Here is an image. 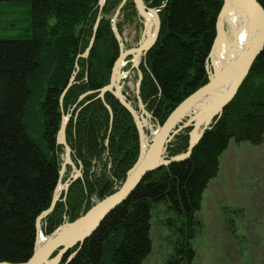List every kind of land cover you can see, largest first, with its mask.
Segmentation results:
<instances>
[{
  "label": "trees",
  "instance_id": "16d2710c",
  "mask_svg": "<svg viewBox=\"0 0 264 264\" xmlns=\"http://www.w3.org/2000/svg\"><path fill=\"white\" fill-rule=\"evenodd\" d=\"M9 1L30 5V23L15 36H0V261L21 262L33 253L37 217L53 202L61 176L64 148L57 137L64 114H71L67 141L83 176L60 194L42 222L45 234L79 218L95 197L110 195L136 162L141 140L135 119L113 92L99 96L120 56L110 16L123 0H106L103 7L100 0L0 3ZM223 1L145 0L162 8L159 36L140 64V95L157 123L208 82L207 60ZM121 11L132 21L134 0H127ZM255 11L264 26V0L257 1ZM117 24L122 34V21ZM9 27L18 29L16 24ZM94 35L93 47L82 56ZM254 60L237 94L191 156L146 174L131 196L60 264H146L154 249L159 208L171 246L165 264H192L197 255L193 241L203 230L198 213L205 189L220 172L221 156L231 141L264 143V44ZM191 130L175 135L170 155L188 150ZM222 214L239 263L264 264V215L228 204Z\"/></svg>",
  "mask_w": 264,
  "mask_h": 264
},
{
  "label": "water",
  "instance_id": "95a60500",
  "mask_svg": "<svg viewBox=\"0 0 264 264\" xmlns=\"http://www.w3.org/2000/svg\"><path fill=\"white\" fill-rule=\"evenodd\" d=\"M139 10L140 14L145 18V12H152L156 17V29L153 37L142 40L139 42L138 46L133 48L124 49L125 44L122 42V35L118 31V26L116 24V17L120 11L121 6L126 2L123 1L120 5L116 17L112 19V25L114 34H116L117 39L121 45V52L119 58L115 61L113 71L111 73V81L108 85H105L101 90V96L105 94L106 91H112L115 97L119 98L120 102L130 110L132 113L137 129H139L140 135V155L137 158L135 164L130 167L127 171V176L122 182L123 184L119 189L111 192L110 195L100 199L89 208L87 212L81 214L79 218L73 221H67L63 224L58 225L57 229L49 233L47 236L44 234L41 228V222L49 213L54 210V206L57 200L60 198L61 191L67 190L69 187V182L71 180L77 179L81 174V169H79L76 164H74L71 153V146L66 139V127L70 114H64L62 119V127L60 129V134L57 138V143L65 147L66 158L64 166L61 169V175L64 172L68 164H71L75 169V176L68 179L67 186L65 188L57 185L54 193V199L49 208L43 211L37 217V229L38 236L36 239L35 246L33 248V253L28 257L27 260L21 262H10V261H0V264H58L62 256L70 251L71 248L78 246L80 247L90 235L97 231L101 223L109 216V214L118 208L121 203L126 201L134 191V189L140 185L143 177L151 172V170L162 168V166L171 164L173 161H180L188 158L193 153L194 147L203 138L204 132L211 128L215 117L221 116L224 107L229 103L237 91L243 84L245 78L249 75L250 69L253 66L254 59L256 55L262 50L264 44V26L260 17H258L255 6L258 0H224L221 10L217 16L216 22V36L214 42L210 49L209 60L212 62V54L215 47L223 42L221 36V25L223 14L227 9L232 8L236 13H243L245 16H250L256 22L260 28V32L263 33V37H254L252 42L250 41L245 48L242 49V53L238 55L231 63L218 69L212 65H207V70L209 73V79L206 84L201 86V88L192 92L190 96L182 100L175 109H173L168 118L164 123L160 124L157 132L151 137V140L147 139L145 134L144 125V114H148L147 109L142 108V114L139 115L135 108L131 105L128 99L125 97L121 87V73L120 64L128 56H133L136 58L138 55H145L146 52L155 45L156 39L159 36V30L161 27V18L158 10L147 6L144 0H134ZM106 0H100V5L103 7ZM98 23H96L94 31H97ZM258 38V39H257ZM95 35L89 44L88 49L83 53L82 56H87L90 49L93 47V42ZM140 78L137 82V86L140 85L142 76L139 74ZM74 81V76L71 78L70 83L65 88H69ZM140 87V86H139ZM63 97V96H62ZM191 126L192 131L189 133L190 141L188 150L182 154L173 156L171 159H166L167 157V146L173 140L174 135L182 131V129ZM147 145V147H146ZM42 234V239L39 235ZM77 253L74 252L70 259ZM69 259V260H70Z\"/></svg>",
  "mask_w": 264,
  "mask_h": 264
},
{
  "label": "rangeland",
  "instance_id": "374dc122",
  "mask_svg": "<svg viewBox=\"0 0 264 264\" xmlns=\"http://www.w3.org/2000/svg\"><path fill=\"white\" fill-rule=\"evenodd\" d=\"M123 1L120 5H122ZM125 3L121 6L119 12L118 9L120 6L115 8L113 14L110 17L112 19L115 18L118 12L116 24L119 21H122V42L125 44L124 49H129L138 46L139 42L142 41L144 34L143 31L145 29V18L137 9V14L132 18V21H126L124 13L121 11ZM146 4L147 6L151 7L148 5V3ZM151 8L157 9L158 13H160L162 9L161 7ZM0 20V36H15L30 23V5L13 4L11 6H6V8L1 6ZM10 24H16L18 29H14L13 27L10 28ZM131 57L132 56L126 57L127 61H129ZM131 68V62H127L123 72L126 73V71H129ZM129 72L130 73H127L128 75L122 79L123 92L126 94V97H130L133 104L138 107L137 105L139 100L137 82L140 76H138V69L131 70ZM143 115L144 118L149 120L144 129L147 139L151 140L152 134L157 131L161 123L159 124L154 121L152 117L148 116V114L143 113ZM229 146L230 147L221 156V169L219 174L209 183L208 187L205 189L206 192L203 197L204 202L200 212L198 213V218L201 220V222H203V230L193 241L197 255L192 264H230L232 262L240 264L238 254L233 251L232 247L229 246L230 235L226 230L225 221H223L222 214V208L225 205L228 204L236 207L242 206L244 209H246V211L249 212L250 215H264V143L252 145L247 141H231ZM63 148L64 151L62 153V158L64 159L66 153L64 146ZM76 166L82 170L81 166H78L77 164ZM73 170L74 168L71 167L66 171L63 181L64 183L67 178L69 179L75 174H73ZM98 200L99 199L95 197L93 201L96 203ZM155 213L156 215L153 222L154 227L152 232L154 239V249L149 255L146 264H165L167 258L170 256L169 254L171 252V246L169 245L167 238L168 231L161 224V219L164 216V213L160 211V208ZM45 235L47 236L48 234ZM61 261L62 258L60 259V262ZM60 262L58 264H60Z\"/></svg>",
  "mask_w": 264,
  "mask_h": 264
},
{
  "label": "bare ground",
  "instance_id": "6f19581e",
  "mask_svg": "<svg viewBox=\"0 0 264 264\" xmlns=\"http://www.w3.org/2000/svg\"><path fill=\"white\" fill-rule=\"evenodd\" d=\"M147 14H145V29L143 31V38L142 40H146V39H149L151 37L154 36V32H155V29H156V17H155V14H153L152 12H145ZM222 25H221V36H222V40L223 42L220 43V45H218L217 47H215V49L213 50V54H212V62H213V66L212 67H216L218 69H221L222 67L228 65L229 63L232 62L233 59H235L236 57H238V55L240 53H242V49L245 48L247 46V44L252 40L254 39L253 36L255 37H263V33L260 32V28L258 27V25L256 24V22L253 20V18H251L249 15L248 16H245L243 13H236L232 8H229L227 9V11L225 12V14H223V17H222ZM257 38V39H258ZM211 52V51H210ZM210 55V54H209ZM143 56L144 55H137L136 58L135 57H131V59L129 61H127V59L125 58V60L122 61V63L120 64V73H121V87H122V79L125 78L128 74L127 73H130L129 71L131 70H136L138 69V76L139 74L141 73V76H142V79H143V72L141 70V63H142V60H143ZM127 62H131V66L132 68L129 70V71H126V73L123 72V69L125 67V65L127 64ZM208 64L212 65V62L209 60V56H208V60H207ZM207 64V65H208ZM71 79V78H70ZM142 79H141V82H142ZM71 81V80H70ZM74 82V81H73ZM141 82H140V87L137 86V91H138V107H136L131 98L130 97H126V94L123 92V94L125 95V97L128 99V101L131 103V105L133 106V108L136 109V111L138 112L139 115L142 114V108H141V104H143V107L145 108V103L143 101V98L141 97L140 95V91H141ZM70 83V82H69ZM68 83V84H69ZM73 84V83H72ZM109 84V83H108ZM106 84V85H108ZM68 86V85H67ZM66 86V87H67ZM70 87V86H69ZM105 87V86H104ZM122 91H123V87H122ZM67 91L64 89L63 91V94L62 96L65 95ZM89 92H86L84 93V95H80L79 97V101H81L84 96L86 94H88ZM100 97H104V95L101 96V90H100V94H99ZM119 99V98H118ZM120 101V100H119ZM122 104V103H121ZM107 107L108 109H110V111L112 112V109L110 107L109 104H107ZM123 105V104H122ZM124 106V105H123ZM125 107V106H124ZM126 108V107H125ZM147 109V107H146ZM129 110V109H128ZM130 111V110H129ZM148 111V109H147ZM131 113V112H130ZM148 113L152 114L150 111H148ZM70 114V113H69ZM132 114V113H131ZM133 116V115H132ZM153 115H151L150 117H152ZM168 118V117H167ZM134 119V117H133ZM136 122V121H135ZM149 120L148 119H144V125L148 124ZM165 122V121H164ZM163 122V123H164ZM68 125V124H67ZM61 127H62V124H61ZM60 127V129H61ZM67 128V127H66ZM60 129H59V133L58 135L60 134ZM66 132V130H65ZM157 132V131H156ZM155 132V133H156ZM153 133V132H152ZM152 134L151 137L154 136V134ZM66 139H67V132H66ZM174 139V138H173ZM68 142V141H67ZM70 144V143H69ZM171 143L168 144L167 146V149L169 147ZM147 147V145H146ZM141 151V150H140ZM179 154H182V153H178V154H172L170 155L169 154V149L167 150V157L166 159H171L173 156H176V155H179ZM140 155V154H139ZM139 157V156H138ZM65 158H66V155H65ZM65 158L62 160V167L64 166V162H65ZM189 158V157H188ZM187 159V158H185ZM137 160V159H136ZM135 160V161H136ZM184 160V159H183ZM183 160H180V161H183ZM173 162H176V161H173ZM135 164V163H134ZM133 164V165H134ZM172 164V163H171ZM132 165V166H133ZM170 165V164H168ZM168 165H165V166H168ZM68 166H71L73 167L71 164H68L66 166V168L63 170L64 172L62 173L61 175V171H60V179L58 181V184L57 185H60L61 187L65 188L67 186V182H68V178L67 180L65 181V183L63 182L64 181V177H65V173L67 171V168ZM131 166V167H132ZM164 167V166H162ZM62 169V168H61ZM130 169V168H129ZM128 169V170H129ZM159 169V168H157ZM127 170V171H128ZM155 170V169H154ZM153 171V170H151ZM75 173V169L73 170V174ZM128 173V172H127ZM150 173V172H149ZM81 174H82V170H81ZM148 174V173H147ZM75 176V174H74ZM83 176L80 175L78 176L77 178ZM127 176V174H126ZM125 176V178H126ZM145 177V176H144ZM143 177V178H144ZM71 179L73 178V176L70 177ZM69 178V179H70ZM125 178L123 180L120 181V185L118 187H116L115 190L119 189L120 186L123 184L122 182L125 180ZM77 180V179H75ZM143 180V179H142ZM141 180V181H142ZM74 180H71L69 182V187H70V184L73 182ZM141 184V183H140ZM68 187V188H69ZM114 190V191H115ZM135 190V189H134ZM113 191V192H114ZM55 193V192H54ZM54 196V195H53ZM108 196V195H107ZM106 197V196H105ZM102 199V198H101ZM100 201V200H98ZM111 214V213H110ZM106 219V218H105ZM65 223V222H64ZM63 224V223H62ZM36 229H37V224H36ZM38 229H37V236H38ZM37 236H36V239H37ZM39 238L42 239V234L39 235ZM35 239V240H36ZM36 243V241H35ZM35 246V244H34ZM33 251V250H32ZM78 252V250H76ZM74 251V252H76ZM69 252V251H68ZM67 252V253H68ZM73 252V253H74ZM72 253V254H73ZM66 254V253H65ZM64 254V255H65ZM70 254V256L72 255ZM63 255V256H64ZM76 255V254H75ZM74 255V256H75ZM70 256L68 258V260L70 259ZM73 256V257H74ZM63 258V257H62ZM70 261V260H69Z\"/></svg>",
  "mask_w": 264,
  "mask_h": 264
},
{
  "label": "crops",
  "instance_id": "0c3cea01",
  "mask_svg": "<svg viewBox=\"0 0 264 264\" xmlns=\"http://www.w3.org/2000/svg\"><path fill=\"white\" fill-rule=\"evenodd\" d=\"M15 3H18V2H15V1H9V3H0V5H13ZM23 2H21L20 4H22ZM1 7V6H0ZM0 25H1V22H0Z\"/></svg>",
  "mask_w": 264,
  "mask_h": 264
}]
</instances>
